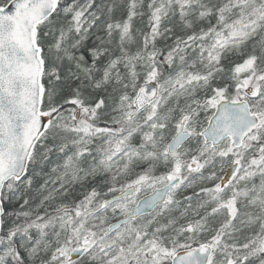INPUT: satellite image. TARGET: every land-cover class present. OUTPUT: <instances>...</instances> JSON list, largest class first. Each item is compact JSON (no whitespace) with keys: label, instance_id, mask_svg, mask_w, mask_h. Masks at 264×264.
Returning <instances> with one entry per match:
<instances>
[{"label":"snow or ice","instance_id":"1","mask_svg":"<svg viewBox=\"0 0 264 264\" xmlns=\"http://www.w3.org/2000/svg\"><path fill=\"white\" fill-rule=\"evenodd\" d=\"M0 264H264V0H0Z\"/></svg>","mask_w":264,"mask_h":264}]
</instances>
